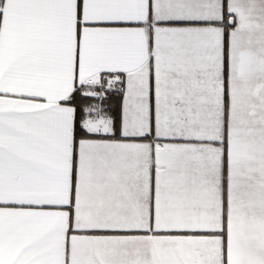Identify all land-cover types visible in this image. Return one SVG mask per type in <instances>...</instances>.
Here are the masks:
<instances>
[{
  "label": "snow or ice",
  "instance_id": "obj_1",
  "mask_svg": "<svg viewBox=\"0 0 264 264\" xmlns=\"http://www.w3.org/2000/svg\"><path fill=\"white\" fill-rule=\"evenodd\" d=\"M0 264H264V0H0Z\"/></svg>",
  "mask_w": 264,
  "mask_h": 264
}]
</instances>
